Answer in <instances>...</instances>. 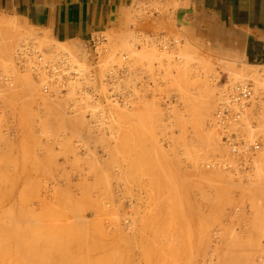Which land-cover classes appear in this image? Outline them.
Returning <instances> with one entry per match:
<instances>
[{"label": "rangeland", "instance_id": "374dc122", "mask_svg": "<svg viewBox=\"0 0 264 264\" xmlns=\"http://www.w3.org/2000/svg\"><path fill=\"white\" fill-rule=\"evenodd\" d=\"M155 3L100 31L108 50L90 60L76 54L89 38L0 11V264H264V99L248 156L233 159L213 124L228 83L264 92V64L183 38ZM25 49L67 53L80 73L58 86Z\"/></svg>", "mask_w": 264, "mask_h": 264}, {"label": "crops", "instance_id": "0c3cea01", "mask_svg": "<svg viewBox=\"0 0 264 264\" xmlns=\"http://www.w3.org/2000/svg\"><path fill=\"white\" fill-rule=\"evenodd\" d=\"M157 1L167 7L164 15L183 38L264 64V0H175V7L169 5L172 0H0V11L20 16L59 40H87L119 26L138 5Z\"/></svg>", "mask_w": 264, "mask_h": 264}, {"label": "built area", "instance_id": "2783aa9c", "mask_svg": "<svg viewBox=\"0 0 264 264\" xmlns=\"http://www.w3.org/2000/svg\"><path fill=\"white\" fill-rule=\"evenodd\" d=\"M79 47V54L83 56L82 58L90 60L92 54L93 58H95L101 53L107 52L108 37L101 32H96L89 37L88 42L85 44L81 43ZM26 51L27 50H25V52ZM125 58L126 56H123V59ZM34 61V69L44 70L48 74L50 80H59L60 86H65L68 79L72 76L79 75L76 74V66L71 64V59L67 53L59 54L56 57L48 59L43 58L42 54L37 53ZM123 67L124 68H120L119 71H123L125 66ZM113 70H110L107 74L109 78L113 76ZM106 82L119 84L120 80L107 79ZM238 85L237 87H235L236 85L233 86L232 88L235 87L233 90H227L225 93L221 91L216 96L217 109L214 114V125L218 135H220L221 144L228 149L232 157L237 159L241 156H248L261 147L259 140L256 138L250 140L248 136L249 132L243 129L249 115V109L252 107V105H250L251 101L255 98L251 96L254 84L253 82H248ZM124 93L125 92L114 91L110 97L116 102L123 101L125 98Z\"/></svg>", "mask_w": 264, "mask_h": 264}, {"label": "bare ground", "instance_id": "6f19581e", "mask_svg": "<svg viewBox=\"0 0 264 264\" xmlns=\"http://www.w3.org/2000/svg\"><path fill=\"white\" fill-rule=\"evenodd\" d=\"M174 1H175V0H172L173 5L176 6L178 3H177L176 1H175V2H174ZM180 1H181V0H180ZM180 1H179V2H180ZM158 2H159V1H158ZM158 2H156L155 4H157ZM172 2H171V3H172ZM171 3H169V5H170ZM146 4H147V3H146ZM159 4H160V3H159ZM180 4H181V3H180ZM185 4H186V2H185ZM171 5H172V4H171ZM171 5H170V6H171ZM151 6H152V5H151ZM159 6H160V5H159ZM139 8H140V6H139ZM155 8H156V7H155ZM152 9H153V8H152ZM134 10H136V9H134ZM132 11H133V10H132ZM149 11H150V10H149ZM204 11H205V10H204ZM23 19H24V18H23ZM130 21H131V20H130ZM22 22H24V21L22 20ZM0 23H1V21H0ZM2 23H3V22H2ZM6 23H7V22H6ZM138 23H139V22H138ZM4 24H5V23H4ZM10 24H11V23H10ZM12 24H13V23H12ZM140 24H141V23H140ZM146 24H147V23H146ZM1 25H2V24H1ZM5 25H6V24H5ZM239 26H240V25H239ZM39 27H40V26H39ZM228 27H229V26H228ZM241 27H242V26H241ZM138 28H139V27H138ZM141 28H142V27H141ZM132 29H133V28H132ZM134 29H135V28H134ZM247 30H248V29H247ZM192 31H193V30H192ZM99 32H100V31H99ZM129 33H130V31H129ZM174 33H175V32H174ZM103 34H104V33H103ZM114 34H115V33H114ZM126 34H127V33H126ZM134 34H135V33H134ZM23 35H24V33H23ZM118 35H120V34H118ZM122 35H123V34H122ZM136 35H137V34H136ZM138 35H139V34H138ZM179 35H180V34H179ZM131 36H132V35H131ZM256 36H257V35H256ZM23 37H24V36H23ZM116 37L119 38L118 36H116ZM109 39H110V37H109ZM139 39H140V38H139ZM23 40H24V38H23ZM79 40H80V39H79ZM121 40H122V38H121ZM24 41H25V40H24ZM28 43H29V42H28ZM76 43H77V42H76ZM145 43H146V42H145ZM30 44H33V43L31 42V40H30ZM83 44H84V43H83ZM118 44H119V43H118ZM146 44H147V43H146ZM155 44H156V43H155ZM22 45H23V44H22ZM22 45H21L19 48H21ZM26 45H27V44H26ZM37 45H38V44H37ZM114 45H116V44H114ZM142 45H143V44H142ZM144 45H145V44H144ZM144 45H143V46H144ZM35 46H36V45H35ZM68 46H69V45H68ZM71 46H72V45H71ZM23 47H24V46H23ZM117 47H118V46H117ZM121 47H123V46L120 45V47H118V48H121ZM158 47H160V46H158ZM19 48H18V49H19ZM25 48H26V47H25ZM28 48H29V47H28ZM28 48H27V49H28ZM30 48H31V47H30ZM30 48H29V49H30ZM75 48H76V47H75ZM123 48H124V47H123ZM29 49H28V50H29ZM113 49H114V48H113ZM125 49H126V48H125ZM22 50H23V49H22ZM25 50H26V49H25ZM28 50H27V51H28ZM33 50H35V49H33V45H32V51H33ZM67 50H68V49H67ZM74 50H76V49H74ZM78 50H79V48H78ZM18 51H19V50H18ZM35 51L37 52V50H35ZM63 51H64V50H63ZM124 51H125V50H124ZM29 52H30V51H29ZM36 52H30V53L25 52V54L28 53V55L30 54L29 56H33V54L31 55V53H34V54L36 55V54H37ZM41 52H42V51H41ZM56 52H57V51H56ZM71 52H74V51H71ZM19 53H20V52H19ZM19 53H18V54H19ZM43 53H44V52H42V53H40V54H42L43 58H45V57H46V56H45L46 53H45L44 55H43ZM50 53H51V52H50ZM74 53H76V51H75ZM120 53H121V51H120ZM25 54H24V55H25ZM76 54H79V53H76ZM76 54H75V55H76ZM125 54H126V53H125ZM20 55H21V54H20ZM50 55H51V54H50ZM121 55H124V54H121ZM17 56H18V55H17ZM44 56H45V57H44ZM51 56H54V55H51ZM51 56H50V57H51ZM70 56H71V55H70ZM77 56H78V55H77ZM129 56H130V55H129ZM33 57H34V56H33ZM33 57H32V58H33ZM126 57H127V59H128L127 54H126ZM24 58H25V57H24ZM28 58H29V57H28ZM34 58H35V57H34ZM51 58H52V57H51ZM80 58H81V56H80ZM121 58H122V57H120V59H121ZM240 58H241V57H240ZM19 59H20V58H19ZM22 59H23V58H22ZM77 59H78V57H77ZM77 59H75V60H77ZM81 59H82V58H81ZM129 59H130V58H129ZM24 60H25V59H24ZM33 60H34V59H33ZM33 60L30 59L29 61L35 63ZM72 60H73V59H72ZM72 60H71V61H72ZM86 60H87V59H86ZM123 60H124V59L122 58V61H123ZM125 60H126V59H125ZM26 61H27V60H26ZM78 62H81V61H78ZM78 62H77V63H78ZM243 62H245V61H243ZM23 63L26 64L25 61H24ZM28 63H29V62H28ZM82 63H83V62H82ZM82 63H81V64H82ZM121 64H122V63H121ZM125 64H126V63H125ZM29 65H30V64H29ZM74 65H75V64H74ZM86 65H87V67H89L87 63H86ZM89 65H90V64H89ZM123 65H124V64H123ZM123 65H121V66H123ZM126 65H127V64H126ZM128 65H129V64H128ZM31 66H32V64H31ZM79 66H80V65H79ZM90 66H91V65H90ZM76 67H78V66H76ZM82 67H83V66H82ZM79 68H81V67H79ZM126 68H127V67H126ZM83 69H85V68H83ZM37 70H38V69H37ZM76 70H77V69H76ZM79 70H80V69H79ZM41 71H44V70H41ZM41 71H40V72H41ZM77 71H78V70H77ZM85 71H87V70L85 69ZM88 71H89V70H88ZM40 72H39V73H40ZM44 73H45V71L43 72V74H44ZM79 73H80V72H79ZM79 73H78V74H79ZM92 73H93V72H92ZM85 74H86V73H85ZM37 75H38V74H37ZM40 75H41V74H40ZM45 75H46V77H45L46 79H47V77L49 78L48 74L45 73ZM45 75H44V76H45ZM81 75H82V74H81ZM41 76L43 77V75H41ZM82 76H84V75H82ZM88 76H89V75H88ZM39 77H40V76H39ZM92 77H93V75H92ZM114 77H115V76H114ZM40 78H41V77H40ZM71 79H72V78H71ZM79 79H81V77H80ZM43 80H44V79H43ZM256 80H257V79H256ZM78 81H79V80H78ZM78 81H77V82H78ZM82 81H83V79H82ZM250 81H251V80H250ZM253 81H254V80H253ZM56 82H57V80H56ZM73 82H75V81H73ZM80 82H81V81H80ZM80 82H79V83H80ZM228 82H229V81H227V83H228ZM248 82H249L248 80H246V81H245V80H243V81L238 80V81H236V82L228 83V84H229V87H228L227 89L222 90V92L225 93L227 90H233L235 87L239 86L238 84H241V83H248ZM257 82H258V80H257ZM260 82H261V80H260ZM260 82H259V83H260ZM57 83H58V82H57ZM69 83H70V82H69ZM67 84H68V83H67ZM71 84H73V83H71ZM262 84H263V82H262ZM235 85H236V86H235ZM58 86H60V85H58ZM233 86H235V87L232 88ZM256 86H257V84H256ZM259 86H261V85H259ZM61 87H62V86H61ZM262 87H263V86H262ZM42 88H43V90H42L41 92L43 93V91L45 92L46 89H45L44 86H43ZM260 88H261V87H260ZM57 89H58V87H57ZM255 89H256V88H255ZM255 89H254V85H253V89H252V91H251V96H253V97H255V98L251 101V104H250V105H252V107L249 109V115H248V117H247V119H246L245 126H244V128H243L244 130H246V131L249 132V135H248V136H249V139H250V140H252V139L254 138L253 136H255L253 131L255 130V127H256V126H254L256 123H255V122L253 123V122L250 121V120H252L253 116L256 117V115H260V112H259L260 110L257 109V107L260 108V106L263 105V104H260V105L257 106L258 103H257V104H255V103H256V101H258V100H259V101H262V100L264 99V97H261V96L263 95L264 92L260 93V92H261V91H260V92H259L260 94H259V93H257V92L255 91ZM263 90H264V89H263ZM47 91H48V90H47ZM51 91H52V90H51ZM51 91H49L48 93H50ZM55 91H56V90H54L53 92H55ZM38 92H39V91H38ZM56 92H57V91H56ZM42 93H41V94H42ZM46 93H47V92H46ZM57 93H58V92H57ZM60 93H62V91H61ZM60 93H59V94H60ZM54 94H56V93H54ZM261 94H262V95H261ZM259 95H261V96H259ZM79 106H80V105H79ZM79 106H77V107L79 108ZM256 106H257V107H256ZM206 108H207L206 104L203 105V109H204V110H203V113L206 112ZM263 108H264V107H262V109H263ZM216 109H217V108H215V111H214V113H213V124H215V121H214V114H215V112H216ZM263 110H264V109H263ZM263 110H262V111H263ZM72 111H73V110H72ZM75 111H77V109H76ZM80 111H81V110H80ZM262 111H261V112H262ZM64 112H65V111H64ZM73 112H74V111H73ZM80 113H81V112H80ZM75 114H76V113H75ZM75 114H74V115H75ZM77 114H78V112H77ZM263 114H264V111H263ZM80 115H81V114H80ZM248 119H249V120H248ZM69 120H70V119H69ZM255 120H256V119H255ZM71 121H72V119L70 120V124L72 125V124L74 123L73 125H75V122H73L74 120L72 121L73 123H71ZM87 121H88V120H87ZM83 122H84V121H83ZM250 122H251L253 125H252ZM70 124H69V125H70ZM85 124H86V123H85ZM89 125H90V124H89ZM256 125H257V124H256ZM85 126H88V125H85ZM86 129H87V128H86ZM219 136H220V135H219ZM260 149H261V148H260ZM229 155H230V154H229ZM233 159H235V158H233ZM10 210H11V209H10ZM10 210H9V211H10ZM19 211H20V210H19ZM12 213H13V212H11L10 215H11ZM21 213H22V211L20 212V214H21ZM13 217H14V216H13ZM14 219H15V218H14ZM14 219H13V221H14ZM3 220H4V219H3ZM3 220H1L0 222H2ZM12 223H13V222H12ZM14 223H15V222H14ZM15 225H16V224H15ZM3 226H4V225H3ZM13 226H14V225H13ZM6 227H7V226H6ZM10 227H11V226H10ZM10 227H9V230H12L13 227H12L11 229H10ZM14 227H16V226H14ZM23 227H24V226H23ZM0 228H2L1 225H0ZM21 228H22V227H21ZM7 229H8V227H7ZM18 229H19V228H18ZM1 230H2V229H1ZM9 230H8V233H9ZM23 230H24V228H23ZM14 231H15V229H14ZM18 231L20 232V229H19ZM19 232H18V233H19ZM6 233H7V232H6ZM6 233H5V234H6ZM8 233H7V235H10V234H8ZM13 233H14V232H13ZM2 234H3V233H2ZM0 235H1V234H0ZM7 235H5V237H6ZM45 235H46V234H45ZM63 235H64V234H63ZM65 235H66V234H65ZM1 236H2V235H1ZM1 236H0V237H1ZM3 236H4V234H3ZM3 236H2V238H3ZM18 236H22V235H19V234H18ZM38 236H39V235H38ZM38 236H37V237H38ZM47 236H48V235H46V239L49 241V238H48ZM49 236H50V235H49ZM5 237H4V238H5ZM7 237H8V236H7ZM11 237H12V236H11ZM14 237H15V236H14ZM14 237H13V240H12V241H14ZM24 237H25V236H24ZM24 237H23V238H24ZM37 237H36V238H37ZM42 237H43V235L41 236V239H42ZM50 237H51V236H50ZM62 237H63V236H62ZM62 237H61V239H62ZM64 237H65V236H64ZM72 237H73V236H72ZM15 238H17V237H15ZM67 238H68V236H67ZM69 238H70V237H69ZM9 239H10V238H9ZM9 239L7 238V240H9ZM20 239H21V238H20ZM30 239H31V238H30ZM30 239H29V242L31 241ZM33 239H35V238H33ZM39 239H40V237L38 238V240H39ZM41 239H40V240H41ZM51 239H53V238H51ZM54 239L56 240V238H54ZM54 239H53V240H54ZM65 239H66V238H65ZM65 239H64V244L66 245L67 243H65ZM72 239H73V238H72ZM72 239H71V240H72ZM1 240H2V239L0 238V241H1ZM4 240H5V239H4ZM17 240H18V239H17ZM22 240H23V239H22ZM22 240H21V241H22ZM25 240H26V239H25ZM9 241H10V240H9ZM27 241H28V240H27ZM27 241H26V242H27ZM42 241H44V240H42ZM45 241H46V240H45ZM51 241H52V240H51ZM68 241H70V240L67 239V242H68ZM6 242H7V241H6ZM14 242H16V243L18 242V243H19V241H16V240H15ZM24 242H25V241H24ZM52 242H53V241H52ZM52 242H51V243H52ZM71 242H72V241H71ZM34 243H35V242H34ZM37 243H38V242H37ZM43 243H44V242H43ZM73 243H74V242H73ZM14 244H15V243H14ZM14 244H13V245H14ZM22 244L24 245V243H21V246H22ZM31 244H33V243L31 242ZM35 244H36V243H35ZM35 244H33V245H35ZM46 244L49 245V243H45L44 246H46ZM54 244L57 245V246L54 245V248H53V249H55L56 247H58V246H60V245H61V246H60L61 248L64 246V245H63V242H59V238H58V240H57V244H56V243H54ZM58 244H59V245H58ZM0 245H1V244H0ZM8 245H9V244H8ZM27 245H28V244H27ZM27 245H25L24 247H26ZM42 245H43V244H42ZM48 245H47V246H48ZM2 246H3V245H2ZM14 246H15V245H14ZM67 246H68V245H67ZM0 247H1V246H0ZM5 247H6V246H5ZM8 247H9V246H8ZM18 247H19V246H18ZM24 247H22V248H24ZM49 247H50V245H49ZM3 248H4V247H3ZM15 248L17 249V252H19V251H18V248H17V245H16V247H14L13 249L15 250ZM19 248H20V247H19ZM28 248H29V247H28ZM42 248H43V247H42ZM46 248H47V247H46ZM46 248L44 247V249H46ZM50 248H51V247H50ZM50 248H47V249H48L47 251H49ZM63 248H64V247H63ZM5 249H6V248H5ZM24 249H25V248H24ZM44 249H43V250H44ZM53 249H51L50 251L53 252V251H54ZM58 249H59V248H58ZM65 249L67 250L66 247H65ZM65 249H63V250H61V251H64ZM8 250H9V248L7 249V251H8ZM22 250H23V249H22ZM27 250H30V252H31V250L36 251V249H27ZM27 250L24 251V252H26L27 254H28V253L31 254V253H30L29 251H27ZM41 250H42V249H41ZM52 250H53V251H52ZM56 250H57V249H56ZM15 251H16V250H15ZM34 251H33V252H34ZM45 251H46V250H45ZM45 251H42V252L44 253ZM61 251H60V253H61ZM33 252H32V255H33ZM64 252H66V251H64ZM73 252H74V251H73ZM73 252H72V253H73ZM4 253H6V252H4ZM66 253L68 254V252H66ZM229 253H230V252H229ZM233 253H234V252H233ZM22 254H23V253H22ZM38 254H39V253H38ZM38 254H37V255H38ZM52 254H53V253H52ZM61 254H62V253H61ZM61 254H60V255H61ZM63 254H64V253H63ZM63 254H62V255H63ZM227 254H228V253H227ZM40 255H41V254H40ZM42 255H43V254H42ZM53 255H56V256H57V254H53ZM233 255H234V254H233ZM233 255H232V256H233ZM34 256H36V255L34 254ZM38 256H39V255H38ZM45 256H46V255H45ZM48 256H49V255H48ZM50 256H51V258L54 259V257H53L52 255H50ZM230 256H231V255H230ZM26 257H27V256H26ZM40 257H42V256H40ZM40 257H39V258H40ZM63 257H64V256H63ZM65 257H66V256H65ZM71 257H72V255H71ZM43 258H44V256H43ZM57 258H58V256H57ZM57 258H56V261H57ZM0 259H2V260L0 261V263H2L4 258H1V257H0ZM46 259H48L47 261L50 260V258H48V257H47ZM68 259H69V258H68ZM71 259H72V258H71ZM44 261H45V263H48V262H46L45 259H44ZM44 261H43V263H44ZM50 261H51V260H50ZM64 261L68 262V260H64ZM10 263H11V261H10ZM49 263H50V262H49ZM49 263H48V264H49ZM3 264H5V263H3Z\"/></svg>", "mask_w": 264, "mask_h": 264}]
</instances>
